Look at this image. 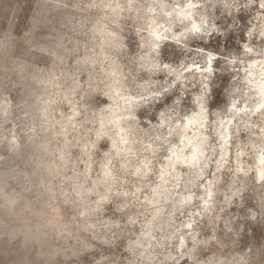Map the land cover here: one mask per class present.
I'll list each match as a JSON object with an SVG mask.
<instances>
[{
  "label": "clouds",
  "instance_id": "9594fccd",
  "mask_svg": "<svg viewBox=\"0 0 264 264\" xmlns=\"http://www.w3.org/2000/svg\"><path fill=\"white\" fill-rule=\"evenodd\" d=\"M0 264H264V0H0Z\"/></svg>",
  "mask_w": 264,
  "mask_h": 264
}]
</instances>
